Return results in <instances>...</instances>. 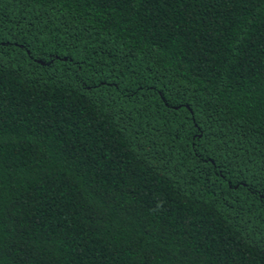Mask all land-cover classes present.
I'll list each match as a JSON object with an SVG mask.
<instances>
[{
	"label": "trees",
	"instance_id": "16d2710c",
	"mask_svg": "<svg viewBox=\"0 0 264 264\" xmlns=\"http://www.w3.org/2000/svg\"><path fill=\"white\" fill-rule=\"evenodd\" d=\"M0 264H264V0H0Z\"/></svg>",
	"mask_w": 264,
	"mask_h": 264
}]
</instances>
